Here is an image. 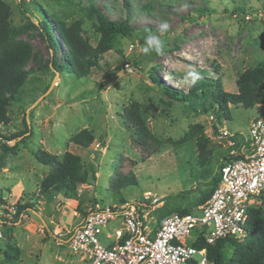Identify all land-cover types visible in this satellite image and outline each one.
<instances>
[{"label":"rangeland","instance_id":"1","mask_svg":"<svg viewBox=\"0 0 264 264\" xmlns=\"http://www.w3.org/2000/svg\"><path fill=\"white\" fill-rule=\"evenodd\" d=\"M3 1L11 6L14 24L26 25V16L36 25L46 18L58 42L51 48L37 28L19 37L32 48L26 66L31 74L23 87V100L10 105L9 122L0 127L7 137L0 139V148L5 144L15 150L6 164L0 162V216L6 221L0 220V264L5 244L19 250L20 264H88L67 245L59 244L55 233L74 228L96 205H120L121 199L144 202L145 193L161 199L159 210L169 205L187 207L219 172L228 140L218 138V131L246 135L253 120L264 119V105L253 109L230 106L231 120L227 121L222 113L204 112L201 101L173 100L149 74L155 67L153 73L164 86L187 94L192 83L184 77L194 69L200 79H220L226 92L237 93L239 75L264 59V0ZM21 1L26 3L27 15L19 7ZM89 3L112 20L129 18L134 34L117 37L99 68L87 77L48 70L52 58L69 64L51 16L66 24L82 21V37L97 47L101 36L87 17ZM147 27L153 32H146ZM153 34L160 39V55L153 49L149 52L155 55L142 50ZM135 104L148 129L158 139L169 141L151 156L134 143L125 120L126 109ZM196 125L203 127L210 140L205 166L196 138L184 141ZM85 129L95 137L88 149L72 142ZM13 135L17 138L10 140ZM38 150L79 155L84 169L96 168V179L78 186L77 199L43 195L40 186L49 169L35 160ZM131 174L137 185L116 195L112 184L118 176ZM17 205L29 206L18 216ZM257 208L264 211L263 199ZM109 232L105 230L102 242ZM225 252L230 258L233 247L227 245Z\"/></svg>","mask_w":264,"mask_h":264},{"label":"trees","instance_id":"2","mask_svg":"<svg viewBox=\"0 0 264 264\" xmlns=\"http://www.w3.org/2000/svg\"><path fill=\"white\" fill-rule=\"evenodd\" d=\"M26 3L20 2L19 7L27 15ZM87 17L93 21V27L101 39L97 47H93L82 37V21H74L66 24L51 16L56 24L57 31L64 43L67 52L66 57L69 64H62L55 58H52L46 68L51 71L62 73H71L77 78H84L89 75L92 69L99 68V62L103 55L112 48L113 41L119 37H132L135 28L130 19L112 20L104 12L98 9L93 3L87 7ZM239 13V11H236ZM240 12H243L240 9ZM26 25H17L13 22V12L11 6L3 0H0V127L9 122V107L13 102L23 100V87L28 81L31 71L26 70L29 60L32 58V48L29 43L19 40V37L32 28L41 30V34L48 45L53 48L58 40L55 37L51 23L42 18L35 24L26 16ZM146 32L152 33V28L147 27ZM149 55H155L149 52ZM134 68L139 70V64L135 63ZM150 71V79L153 80L164 92L173 100L184 103L202 102L204 112L214 110L216 114L222 113L224 119L231 120L230 106L241 105L246 109H253L256 106L264 105V59L258 61L254 66L242 72L237 80V93H230L224 90L220 79H199L193 85H190L187 94L177 89H171L164 86L159 77L153 71ZM119 69L116 70L118 72ZM125 120L132 129L134 143L148 156L153 155L158 150L168 144V140L158 139L147 127L137 104L129 107L125 111ZM219 118V117H218ZM7 137L0 130V139L5 141ZM10 140L17 138V135L9 137ZM195 145L199 151L202 164H207L209 159L208 145L210 140L204 134L201 125H196L187 133L184 141L195 140ZM243 140L241 134H236V148H239V139ZM72 142L80 148L88 149L95 142V137L88 130L79 132L72 138ZM231 148L223 155V161L219 167L218 174L206 184L205 191H201L196 200L186 206H166L165 209H157L153 215L158 224L164 218L173 214H188L195 212L199 206L203 205L212 195L220 176V169L224 161L237 159L239 156H230ZM14 147L10 148L2 144L0 148V162L6 164L9 157L14 156ZM35 160L49 169L47 176L41 182V192L43 195L51 196L60 194L65 199L73 200L78 198V186L88 184L90 180L96 179V168L90 167V170L84 169L82 159L79 155L65 153L64 155H54L46 151L38 150L34 154ZM143 161L146 159L143 158ZM205 166V165H204ZM206 171L205 173H207ZM131 173V172H130ZM136 178L133 174L129 176H118L116 182L112 184L115 194L120 195L121 190L136 186ZM0 192V197H1ZM264 200V194L261 197ZM126 201L120 200V204ZM29 205H17L18 216ZM86 215V214H85ZM0 220L4 219L0 216ZM6 222V221H4ZM53 231V229H52ZM204 239L200 241L198 247L204 246ZM227 245L233 247L232 256H226L225 248ZM208 258L210 264H264V211L257 207L249 210L248 223L246 227V237L241 241L229 239L220 240L214 245H208ZM4 262L2 264H20L19 250L9 244H5L2 249Z\"/></svg>","mask_w":264,"mask_h":264},{"label":"built area","instance_id":"3","mask_svg":"<svg viewBox=\"0 0 264 264\" xmlns=\"http://www.w3.org/2000/svg\"><path fill=\"white\" fill-rule=\"evenodd\" d=\"M241 135L236 148V134L218 131L228 140L229 155L239 157L224 161L212 195L195 212L173 213L158 224L153 213L161 199L145 193L144 202L90 208L74 228L55 233L58 243L88 264H210L207 246L243 241L249 210L261 205L264 194V119L253 120ZM105 230L109 243L101 240Z\"/></svg>","mask_w":264,"mask_h":264},{"label":"clouds","instance_id":"4","mask_svg":"<svg viewBox=\"0 0 264 264\" xmlns=\"http://www.w3.org/2000/svg\"><path fill=\"white\" fill-rule=\"evenodd\" d=\"M145 45L146 46L143 47L142 49L145 54H148L149 49H153L157 55L161 54V42L156 35L154 34L149 35L145 40ZM184 78L186 81H188L189 78H191L190 82L194 85L197 82V80L200 79V74L193 69L187 71Z\"/></svg>","mask_w":264,"mask_h":264},{"label":"crops","instance_id":"5","mask_svg":"<svg viewBox=\"0 0 264 264\" xmlns=\"http://www.w3.org/2000/svg\"><path fill=\"white\" fill-rule=\"evenodd\" d=\"M103 242H104V243H109V242H110V240L106 238V235H105V237L103 238Z\"/></svg>","mask_w":264,"mask_h":264}]
</instances>
